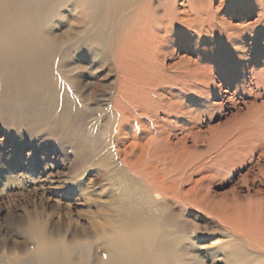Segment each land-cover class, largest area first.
<instances>
[{
    "label": "bare ground",
    "instance_id": "1",
    "mask_svg": "<svg viewBox=\"0 0 264 264\" xmlns=\"http://www.w3.org/2000/svg\"><path fill=\"white\" fill-rule=\"evenodd\" d=\"M157 1L159 7L165 6L166 16L169 12L174 22L184 28L185 34L174 32L178 36L172 38L171 29L175 25L166 26L154 0H0V98L4 92L13 90L15 98L21 99V80L33 91L50 83L49 77L40 74L46 68L43 59L47 58L46 50L37 42L41 37L51 43L58 41V48L67 46L60 56L61 69L78 49L87 52L97 66L92 76L98 83H107L111 75H116L113 92H90L84 100L91 112L109 115L106 119L113 138L98 161L97 175L107 185L94 190L92 181L87 184L78 177L71 183L77 188V196L84 198L88 209L81 210L78 216L86 218L88 225L77 224L73 231L70 227L63 232L51 230L39 218H30L22 222L21 228L32 245L0 252V264H171L178 239L191 243L187 234L175 236L176 229L170 225L174 222L175 208L185 204L225 223L234 234L243 235L242 250L247 243L256 245V255L236 251L234 259H240L239 263L259 259L258 263L264 264V197L257 196L256 202L250 204L251 200L245 203L235 190L220 198L213 195L209 183L214 175L208 169L217 164L223 153L209 164L194 163L186 156L191 133L186 129L182 134L176 133V128L159 117V112L152 114L145 110L146 93L151 95L150 91L156 88L158 96L164 95L158 90L162 83L153 59L165 60L175 42L192 40L200 44L202 52L195 62L182 60L178 64L182 67L187 64L182 72L195 74L196 79L207 80L197 67L211 69L205 64L209 53L205 47L212 46L206 42L210 41L209 33L230 41L236 58L247 61L244 41L251 36V27L241 21L233 23V19L239 18L229 17V12L236 13L239 7L256 2L264 18V0ZM62 3L71 7L72 19L59 13L48 16ZM33 18L46 20V26L28 25L26 20ZM58 20L70 28L53 33L54 27L58 32L62 29ZM257 56L254 54L253 58ZM197 63L199 66H195ZM99 72L102 76L98 77ZM252 72L254 83L259 85L258 74L262 71L254 67ZM173 96L174 92L170 97ZM163 97L171 100L169 96ZM93 104L97 108L91 107ZM91 127L94 132L103 130ZM54 173H48L47 177L53 178ZM196 175L200 176L198 180L194 178ZM189 183L192 186L185 189ZM113 188L114 191L110 190ZM73 207L67 204L70 212Z\"/></svg>",
    "mask_w": 264,
    "mask_h": 264
},
{
    "label": "rangeland",
    "instance_id": "2",
    "mask_svg": "<svg viewBox=\"0 0 264 264\" xmlns=\"http://www.w3.org/2000/svg\"><path fill=\"white\" fill-rule=\"evenodd\" d=\"M154 4L166 26L175 25L171 29L173 39L178 36L174 32L185 34L169 12V17L166 16L165 6L159 7L157 0ZM61 5L48 16L59 13L72 19L71 7ZM258 6L256 2L249 3L248 7H239L236 13L229 12V17L239 18L233 19V23L241 21L251 27V36L244 41L249 55L247 61L236 58L230 41L209 33L210 41L206 42L212 46L205 47L209 49L205 64L211 69L204 70L197 63L195 66H199L198 71L207 80L196 79L195 74L182 72L187 64L183 67L178 64L182 60L195 62L202 52L200 44L192 40L175 42L165 60L153 59L162 83L158 90L169 97L174 92L173 98L164 100L157 95L156 88L150 91L151 95L145 94L148 97L145 110L152 114L159 112L169 127L176 128V133L182 134L184 129L191 133L186 156L194 163L209 164L223 153L217 164L208 169L214 175L209 183L211 193L220 198L235 190L245 203L251 200L250 204L256 202L257 196L264 197V173L261 172L264 168V18ZM34 20L26 23L39 28L46 26V20ZM56 22L62 29L58 32L54 27L53 33L60 34L70 28L63 20ZM37 42L47 52V58L43 59L46 68L40 74L49 77L50 83L33 91L21 78V99L15 98L13 90L4 92L0 98V252L3 254L18 251L25 244L32 245L21 228L22 222L30 218H39L51 230L63 232L70 227L73 231L77 224L88 225L86 218L78 216L88 208L84 198L77 196V188L71 184L73 178L78 177L87 184L92 181L94 190L107 185L97 170L105 147L113 143L111 124L106 119L109 115L91 112L84 100L90 92H113L116 75H111L107 83H98L92 76L97 66L92 64L87 52L78 49L61 69L60 56L67 46L58 48V41L51 43L45 37ZM254 54L258 56L253 58ZM254 67L262 71L258 74L259 85L252 79ZM68 70L73 72L67 73ZM97 75L102 76V72ZM23 84L25 90H22ZM167 103L172 105L167 107ZM91 107L97 108V105ZM93 125L103 130L94 132ZM51 172H55L54 177L48 178ZM194 178L198 180L200 176ZM191 186L189 183L185 189ZM68 203L74 206L71 212ZM175 209L174 222L170 224L176 229L175 236L187 234L191 243L178 239L173 246L171 264H259V259L253 262L248 259L246 263L234 259L236 251L242 250L244 236L234 234L225 223L191 205ZM92 210L95 212L96 207ZM255 247L253 242L247 243L243 249L246 252H241L256 255Z\"/></svg>",
    "mask_w": 264,
    "mask_h": 264
}]
</instances>
